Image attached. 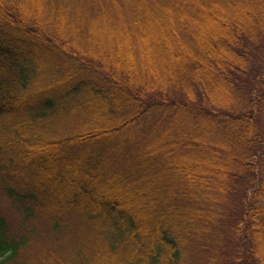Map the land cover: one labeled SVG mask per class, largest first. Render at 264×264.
<instances>
[{"label": "trees", "instance_id": "16d2710c", "mask_svg": "<svg viewBox=\"0 0 264 264\" xmlns=\"http://www.w3.org/2000/svg\"><path fill=\"white\" fill-rule=\"evenodd\" d=\"M0 192V264H264V0H0Z\"/></svg>", "mask_w": 264, "mask_h": 264}, {"label": "rangeland", "instance_id": "374dc122", "mask_svg": "<svg viewBox=\"0 0 264 264\" xmlns=\"http://www.w3.org/2000/svg\"><path fill=\"white\" fill-rule=\"evenodd\" d=\"M11 208L12 207L10 205V201L4 195H2L0 192V210H2V212L6 213L12 217L18 218V214L12 213Z\"/></svg>", "mask_w": 264, "mask_h": 264}]
</instances>
